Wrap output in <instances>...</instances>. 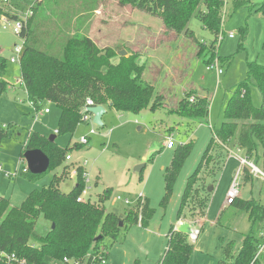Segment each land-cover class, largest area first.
<instances>
[{
  "label": "rangeland",
  "instance_id": "rangeland-1",
  "mask_svg": "<svg viewBox=\"0 0 264 264\" xmlns=\"http://www.w3.org/2000/svg\"><path fill=\"white\" fill-rule=\"evenodd\" d=\"M245 1L247 4L237 10L230 8V2L223 15L222 39L217 46V58L223 69L219 77L215 69H207V65L197 57L195 41L184 34L178 35L175 40L172 36L164 37L162 21L156 15L132 6H122L117 0H61L56 11L52 9L53 1H47L37 10L40 20L37 29L49 34H45L42 39L41 48L51 51L47 43L52 34L57 31L74 33L75 28L79 27L101 48L120 44L124 50L119 54L132 49L142 54L140 62L147 57L149 69L145 77L149 81H157L156 89L165 95L166 104L156 110L120 112L105 107L102 126L80 123L73 132L64 134L56 132L61 113L56 103L46 100L41 109L36 110L27 99L25 86L22 81L20 83V62L10 61L11 56L16 54L15 46L22 44L23 40L14 31V19H11L7 28L3 27L0 19V54L6 58L4 78L9 83L8 90L0 99V125L5 132L0 144V196L9 199L11 205L19 206L33 189L48 186L55 174H62V166H57L39 180L32 181L23 172V166H28V163L23 162L21 154L26 150L31 133L37 132L52 138L64 149L77 145L82 135H89V143L84 148L72 147L68 151L80 162H88L86 168L90 172V188L85 197L100 202L106 190H111L108 198L102 201L106 209L122 217L133 209L138 215L137 221L142 213L138 202L131 206L125 205L116 198L117 195L131 200L143 195L145 200L149 198L152 208V215L147 218L145 225L128 221L123 229L125 233L118 240L106 241L109 249L107 264H157L167 249V233L177 221L180 194L184 191L185 181L198 165L212 137L213 128H219L224 121L226 102L235 92L237 84L245 79L249 63L264 65V15L254 11V7L264 0ZM0 5L9 13L8 17L16 11L13 4L0 2ZM201 8L204 9V5ZM27 9L17 6L18 11L26 12ZM189 28L194 31L198 41L207 45L213 42L214 34L203 26L199 17H193ZM230 32L234 33V37L229 36ZM54 48L56 54L62 53V46L55 44ZM174 76L177 78L173 79ZM194 84L209 90L211 108L208 122L189 127V120L172 113L170 108ZM252 98L256 106L262 104L261 93L255 87L252 88ZM45 108H49L50 113H45ZM92 127L95 134L89 133ZM168 138L174 139L175 147L179 143L190 142L193 148L178 175L169 201L165 203V168L170 165L175 148L163 146ZM225 146L236 151V140L232 139ZM239 154L244 155L243 152ZM224 155L228 156L227 149ZM65 163H69L67 158ZM221 164L222 169L214 183L215 191H208L211 193V203L205 222L199 226L198 238L190 241L193 248L187 264H220L221 260H224L222 264H229L230 258L225 256L228 243L233 242V252H237L244 235L252 228L247 212L236 205H228L219 216L237 161L231 157ZM209 168L203 164L199 174L200 186H213L211 178L207 176ZM71 170L61 181L62 191L68 192L76 184L75 179L70 178ZM239 191L244 199L254 198L264 203V179L259 175H255L252 182H241ZM196 210L189 212L187 207L188 213L181 217V222L194 226L201 223L205 212L202 215ZM51 226L49 221L40 217L36 230L45 234ZM260 226H254L256 235L259 234Z\"/></svg>",
  "mask_w": 264,
  "mask_h": 264
},
{
  "label": "trees",
  "instance_id": "trees-1",
  "mask_svg": "<svg viewBox=\"0 0 264 264\" xmlns=\"http://www.w3.org/2000/svg\"><path fill=\"white\" fill-rule=\"evenodd\" d=\"M16 1L31 4L27 0H13V3L16 4ZM47 1H53L54 11L61 2V0L35 1L32 6L33 14L24 21L23 29L18 35L25 38L20 57V70L27 99L36 110L41 109L46 100L60 107L57 133H69L77 128L81 123V109L87 98H92L95 105H103L120 112L156 110L166 104L163 91L159 92L156 89L155 85L156 83L158 85V82L149 81L145 77L149 69V59L146 57L145 61L140 62L142 54L137 50L127 49L126 52L119 54L124 50V46L120 44L101 48L90 36L83 34L79 27L75 28L74 33L57 31L52 34V38L47 43L51 51L41 48L42 39L45 34H49L37 29V24L40 22L37 10ZM117 1L122 6H132L158 16L163 24L164 37L172 36L175 40L178 35L184 34L195 41L196 55L204 64L209 65L217 58L218 38L223 33L224 12L221 0ZM246 4L245 0H232L230 8L237 10ZM201 5H204V9ZM254 9L255 12L264 15V1ZM2 15L8 16L9 13L0 5V19ZM193 17H199L203 26L214 34V40L210 45L198 41L194 31L190 30L189 24ZM9 18L16 20L19 16L12 14ZM55 44L63 47L61 54L53 52ZM5 71L6 58L0 54V99L9 86L4 78ZM176 78L174 76L173 79ZM253 87L259 89L261 93L260 106H256L253 102ZM210 108L209 90L196 84V87H190L184 92L170 111L187 118L189 127H192L196 123L208 122ZM223 112L224 121L219 128H213L212 137L198 165L186 179L177 210V220L188 213L187 207L189 212L197 209L196 212L202 215L206 211L211 193L207 190L208 186L203 187L198 184L199 174L203 164H206L210 166L207 176L211 178V184L217 181L222 169L221 163L227 158L224 155L225 145L232 139L236 140L237 148L264 171L263 64L259 62L248 64L245 79L237 84ZM4 136L5 132L0 125V144ZM87 144L78 143L64 149L52 138L37 132L30 134L26 142V150H43L50 157L51 163L45 173L33 174L28 171V178L37 181L57 166H62V174H55L48 186L33 189L19 206L11 205L9 199L0 196V251L15 254L18 258L24 257L29 264H55L62 261L65 256L81 259L83 264H101L97 260L92 261V255L98 248L100 246L105 248L104 255L107 258L106 241L118 240L125 233L123 229L128 221L138 222V215L133 209L129 210L125 217L106 209L102 201L108 198L111 190H106L100 202H93L90 199L78 201V197L86 187L84 169L80 166L76 167L77 178L74 187L68 192L61 190V181L68 176L71 168L76 166L75 163H65L68 151L72 147L84 148ZM192 148L193 143L190 142L179 143L174 148L171 163L165 168L166 193L163 202L169 201L178 175ZM21 156L25 157L23 153ZM244 170L245 181H252L254 175L248 167ZM233 205L249 213L252 228L244 235L237 252H233V242L228 243L225 256L230 258L229 264H259L258 261L252 263L260 241L255 234L254 226L264 222V204L254 198H237ZM142 214L145 225L147 218L152 215L148 198L144 203ZM40 217L52 224L45 234H40L36 230V223ZM167 237V249L158 264H187L193 248L188 234L172 226ZM219 263H224V260ZM0 264L9 263L1 261Z\"/></svg>",
  "mask_w": 264,
  "mask_h": 264
},
{
  "label": "built area",
  "instance_id": "built-area-1",
  "mask_svg": "<svg viewBox=\"0 0 264 264\" xmlns=\"http://www.w3.org/2000/svg\"><path fill=\"white\" fill-rule=\"evenodd\" d=\"M29 2H31V4H26L23 1H16V4L13 3V0H0L1 3H5V4H13V6H15V13L13 14H17L19 16L18 19L15 20L14 23V31L17 35H19V33L21 32V30L23 29V24L24 21H26V19L31 16L33 14V3L37 0H27ZM223 2V12L224 15L226 13L227 10V6L228 4L232 1V0H221ZM17 6H25L27 7V11H18L17 10ZM1 20L3 21V27L7 28V25L10 23L11 19L6 16V15H2ZM230 37H234V33L230 32L229 33ZM222 37L221 34L218 38V43L221 41ZM23 42L20 45L15 46V55L11 56L10 61L11 62H20V57L21 54L23 52L24 49V41L25 38H22ZM207 69H215L217 76L219 77L222 73H223V69L220 67L219 65V60L215 59L214 62H212L211 64L207 65ZM21 82V80H20ZM91 106H96L94 103V100L92 98H87L85 101L84 106L81 109V123H85V124H91V123H95L94 122V114L92 112H90L88 110L89 107ZM45 113H48L50 111L49 108H45ZM57 132V131H56ZM95 129L92 127L90 128L89 133L90 134H95ZM89 142V135H82L79 139V143L80 144H87ZM165 147L168 149H173L175 147V141L173 138H168V140L165 142ZM228 151V158H236L238 161V167L236 168L233 177L229 183V186L227 188L226 191V197H225V205H231L235 202V200L238 198L239 196V190H240V186H241V181H242V176L244 173V168L248 167L249 171L255 176V175H259L261 179H264V171L261 170L255 163L254 161L248 159L245 155H240V149H237L236 151ZM67 160H72V154H67L66 156ZM26 162V158L23 157V162ZM75 163V162H74ZM87 161H83V162H77L76 166L71 170L70 173V177L71 178H77V168L76 167H82L84 169L83 172V177L85 179L86 182V187L83 190L82 194L78 197V201H83V200H88L90 198H86L85 195L88 193V183L90 181V173L87 171V169L85 168L87 165ZM2 170V167L0 165V172ZM29 171L28 166H23V172L27 173ZM118 200H121L125 203V205L131 206L134 204V202H138L137 206H139V208L141 209V211L143 210V206L145 203V196L140 195L138 196L135 200H131L128 197H122L121 195H117L116 197ZM91 200V199H90ZM139 225H142L143 223V215L141 213L139 220L137 222ZM187 223L190 225V233L188 234L189 236V240L193 241L196 240L200 234V228L199 225L194 226L188 222H180L181 226L182 224ZM258 238L260 239L259 243H258V249L257 252L255 254V257L252 261V263L254 261H258L259 264H264V222L261 224L260 226V231L259 234L257 235ZM105 253V248L103 246H100L98 248V250L96 251V253L94 255H92V261L95 262V260H97L98 262H100L101 264H106V257L104 255ZM1 261H6L9 264H29L26 258H18L15 254H8L4 251H0V262ZM55 264H83L81 259L78 258H71L68 256H65L63 258L62 261H59Z\"/></svg>",
  "mask_w": 264,
  "mask_h": 264
},
{
  "label": "water",
  "instance_id": "water-1",
  "mask_svg": "<svg viewBox=\"0 0 264 264\" xmlns=\"http://www.w3.org/2000/svg\"><path fill=\"white\" fill-rule=\"evenodd\" d=\"M88 110L94 114V122L102 126V117L106 113V108L103 105H96L89 107ZM24 156L28 163L29 171L33 174L45 173L50 167V157L41 149H28L25 151ZM212 187V185H209L208 190L210 191ZM120 224L122 225V222ZM178 229L186 234L190 233V225L187 223L182 224Z\"/></svg>",
  "mask_w": 264,
  "mask_h": 264
},
{
  "label": "crops",
  "instance_id": "crops-1",
  "mask_svg": "<svg viewBox=\"0 0 264 264\" xmlns=\"http://www.w3.org/2000/svg\"><path fill=\"white\" fill-rule=\"evenodd\" d=\"M0 51H1V49H0ZM21 83V82H20ZM191 86V85H190ZM200 87L202 86V85H199ZM192 87H196V84H194ZM203 87V86H202ZM48 113H50V111L48 112ZM87 125H89V124H87ZM90 126V125H89ZM79 143V142H78ZM163 146L165 147V142L163 143ZM225 148L229 151V150H233L232 148L230 149L229 147H227V146H225ZM234 149L235 150H237L238 148L236 147H234ZM242 151L240 150V152L239 153H241ZM72 154V153H71ZM74 157V155H72V160H71V162H77V161H79L80 162V159H78V158H75ZM226 160H228L227 158H226ZM235 160L237 161V159L235 158ZM251 160V159H250ZM252 161V160H251ZM68 162V161H67ZM70 162V160H69V163L68 164H70L71 163ZM225 164V163H224ZM238 167V161H237V164H236V167H235V169H234V171H233V174H234V172H235V170H236V168ZM86 168V167H85ZM87 169V168H86ZM88 171V170H87ZM89 172V171H88ZM244 172H246L245 170H244ZM90 173V172H89ZM243 176H244V173H243ZM242 176V181L241 182H243V183H249V182H252V181H245V179H244V177ZM232 177H233V175H232ZM232 177H231V179H232ZM255 177V176H254ZM71 178V177H70ZM72 179V178H71ZM73 179H75V181H76V178H73ZM231 179H230V181H231ZM186 182V181H185ZM230 183V182H229ZM229 186V185H228ZM209 187V186H208ZM88 188H90L89 187V183H88ZM228 188V187H227ZM209 191V190H208ZM213 191H215V185H214V183H213V187H212V191L211 192H213ZM262 191V190H261ZM88 192V191H87ZM181 195H182V192H181V194H180V197H181ZM211 197V196H210ZM238 198L239 199H244V198H242L241 197V195H240V192H239V196H238ZM250 199V198H249ZM148 200H149V198H148ZM260 202V201H259ZM210 203H211V201L208 203V209L206 208V211H205V214H204V217H202V220H201V223H199V224H197V225H203L204 224V222H205V219H206V215H207V211L209 210V207H210ZM125 204V203H124ZM264 204V203H263ZM228 205H223V207H221V213H220V215L219 216H221L222 215V213L224 212V210H225V208L227 207ZM247 214H248V216H249V213L247 212ZM250 219V218H249ZM180 222H181V218L179 219V220H177L176 221V223L175 224H173V226L175 227V229H178V227H179V225H180ZM169 232V231H168ZM168 234V233H167ZM240 249V248H239ZM238 249V250H239ZM108 255H109V249H108ZM159 262V261H158ZM158 262H157V264H158Z\"/></svg>",
  "mask_w": 264,
  "mask_h": 264
}]
</instances>
